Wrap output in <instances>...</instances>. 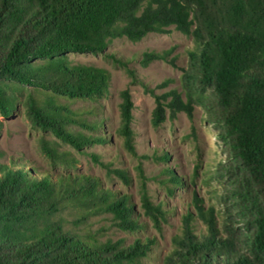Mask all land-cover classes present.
Listing matches in <instances>:
<instances>
[{
	"label": "trees",
	"instance_id": "obj_1",
	"mask_svg": "<svg viewBox=\"0 0 264 264\" xmlns=\"http://www.w3.org/2000/svg\"><path fill=\"white\" fill-rule=\"evenodd\" d=\"M171 31L192 40L181 91L157 95L140 84L127 61L105 53L114 40L138 43L149 34ZM86 53L104 54L125 69L130 84L141 85L154 98L150 123L155 129L181 112L191 119L194 107H202L229 154L227 171L235 182L227 196L252 231L248 252L242 251L231 214L219 222L214 208H205L194 194L193 211L181 215L161 264H264V0H0V114L10 119L22 105L32 127L55 139L41 137V153L52 168H63L52 174L20 159L0 162V264H154V238L136 237L126 244L77 231L97 217H108L112 227L130 235L146 231L141 216L157 232L167 221L163 202L151 199L141 165L136 167L139 214L131 195L81 173L71 151L60 149L65 145L88 156L108 178L131 186L126 169L86 152L110 143L95 106L78 113L56 101L98 103L108 96V71L71 64L67 58ZM173 53L174 48L144 52L139 64L174 66L178 56ZM205 90L212 91L213 99ZM36 92L45 94L43 102ZM119 97L116 134L122 149L137 158L129 88ZM86 115L94 120L82 117ZM3 155L0 151V159ZM156 159L167 162L168 156ZM163 174L167 178L160 183L172 196L183 180L166 168ZM64 213L74 229L65 228ZM197 224L203 229L197 231Z\"/></svg>",
	"mask_w": 264,
	"mask_h": 264
},
{
	"label": "rangeland",
	"instance_id": "obj_2",
	"mask_svg": "<svg viewBox=\"0 0 264 264\" xmlns=\"http://www.w3.org/2000/svg\"><path fill=\"white\" fill-rule=\"evenodd\" d=\"M169 48H174L173 55L178 56L174 66L162 61L152 62L146 67L139 64L144 52H159ZM191 48V38L171 31L168 35L149 34L138 43H132L125 38L117 39L109 44L105 53L127 61L140 84L161 95L171 89L181 91L180 79L183 70L187 68L186 51ZM67 58L71 64L104 69L110 74L109 94L98 103L70 101L64 98H58L56 101L78 113L95 106L98 118L104 121L102 134L110 139V143L87 148L86 152L99 155L102 161L111 163L115 168L126 169L132 179L131 186L125 187L116 178H108L105 170L93 165L88 156L78 155L65 145H61L60 149L71 151L78 160L77 170L81 173L98 177L104 186L131 195L135 210L139 214L142 210L139 203L136 167L141 165L148 178V191L152 201L163 202V208L167 211V221L162 223L160 232L153 229L147 219L141 216V220L147 223V228L137 235L118 231L111 226L108 217L90 219L85 225L79 226L78 233H96L99 241L124 239L126 244H130L136 237L154 238L156 247L150 260L154 264H161L163 256L170 249L171 237L178 231L181 215L193 211L191 200L195 194L205 208L210 206L214 208L219 222H222L227 214H231L233 229L241 236L239 244L242 251L248 252L246 248L252 231L245 224L235 201L227 196V190L234 185L235 177L229 176L227 171L230 165L229 154L218 136L219 129L209 120L206 111L195 106L191 119L181 112L174 120L167 119L155 129L150 123L151 113L155 107L154 98L146 93L141 85L130 84L131 79L124 68L113 63L104 54H68ZM165 81L172 83L162 87ZM126 88H129L134 104L132 129L135 133L137 158H132L122 149L121 139L116 134L119 124V93ZM205 94L213 99L211 90H205ZM35 95L40 102L44 101L45 94L36 92ZM82 117L94 120L93 116ZM0 122H2L0 151L4 154L0 162H7L11 157L22 160L26 166H34L39 172L53 174L63 170L61 167L52 168L39 149L38 142L41 137L47 140L55 139L32 127L22 105H19L18 112L10 119H4L0 114ZM163 155L168 156L167 162L156 159ZM165 168L183 180V186L177 188L172 196H168L166 187L160 183L167 178V175L163 174ZM62 217L65 228L74 229L71 225L72 218L67 213L62 214ZM196 227L197 231L203 229L198 224Z\"/></svg>",
	"mask_w": 264,
	"mask_h": 264
}]
</instances>
